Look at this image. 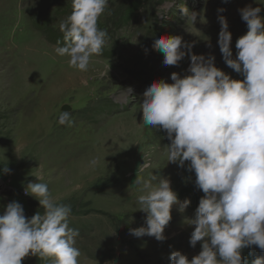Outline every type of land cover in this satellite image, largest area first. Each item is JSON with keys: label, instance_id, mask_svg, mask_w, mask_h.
Returning a JSON list of instances; mask_svg holds the SVG:
<instances>
[{"label": "rangeland", "instance_id": "rangeland-1", "mask_svg": "<svg viewBox=\"0 0 264 264\" xmlns=\"http://www.w3.org/2000/svg\"><path fill=\"white\" fill-rule=\"evenodd\" d=\"M244 1L260 7L264 17V0ZM234 4L109 0L98 20L109 34L107 42L102 54L91 58L89 70L81 72L69 66L68 57L56 55L57 45L36 28L40 23L63 37L59 24L71 14L72 0H0V215L12 201L22 205L27 218L43 213L39 201L25 194L26 185L38 182L35 175H40L53 197L71 205L68 219L79 230V264H171L173 251L189 260L198 255L201 242L190 245L195 226L187 220L194 218L204 193L195 184V172L188 171V161L183 168L168 162L166 130L140 126V103L153 81L173 83L171 73L181 78L190 74L188 55L178 66L165 65V54L153 47L160 37L181 36L193 45V54L212 55L216 67L243 79L226 65L218 44V16L227 20L234 59L237 39L248 31L241 14L233 12ZM133 5L130 21L123 22ZM181 7L197 13V20L188 19ZM220 8L225 11L218 12ZM64 107L71 112L72 126L58 123ZM93 159L98 161L94 166ZM144 161L150 167L139 171ZM149 172L169 178L178 200L190 201L183 212L179 204L172 206L163 241L130 234V229L146 226L147 213L137 203L142 185L135 181ZM241 250L255 255L244 254V264L264 257L256 245ZM22 264H54V258L29 254Z\"/></svg>", "mask_w": 264, "mask_h": 264}, {"label": "clouds", "instance_id": "clouds-1", "mask_svg": "<svg viewBox=\"0 0 264 264\" xmlns=\"http://www.w3.org/2000/svg\"><path fill=\"white\" fill-rule=\"evenodd\" d=\"M109 7V0H72L71 14L59 24L63 46L57 41L54 48L56 55L68 57L70 67L86 72L93 55L102 54L109 34L98 27V20ZM181 11L193 23L197 20V13L189 14L185 7ZM238 11L248 31L237 39L236 58L222 15L218 44L224 62L242 80L216 67L214 56L193 54V45L179 35L157 38L153 44L165 54L168 66H178L188 55L190 74L181 78L173 72V83L159 79L144 90L140 126L166 130L168 162L183 168L188 161V171L195 172V184L204 193L194 218L187 220L195 226L189 243L195 247L201 242L202 250L191 260L173 251L171 264H244L241 249L256 245L264 250V17L260 7L248 5ZM58 123L72 126L71 112H61ZM97 162L90 161L93 166ZM149 167L144 161L139 171ZM3 171L10 169L5 166ZM35 177L38 182H29L25 194L39 201L43 213L27 218L20 203L6 205L0 215V264H22L29 254L52 257L54 264H79V230L70 227L68 219L71 205L53 197L42 176ZM135 184L142 185L137 203L147 216L146 226L130 229V234L163 241L172 206L179 204L183 212L190 201L180 202L170 179H158L152 172ZM253 264H264V257Z\"/></svg>", "mask_w": 264, "mask_h": 264}, {"label": "trees", "instance_id": "trees-1", "mask_svg": "<svg viewBox=\"0 0 264 264\" xmlns=\"http://www.w3.org/2000/svg\"><path fill=\"white\" fill-rule=\"evenodd\" d=\"M134 7H131L129 11L126 12V16L125 18L123 19V22L125 23H128L132 17V13H133V10L136 9V6L133 5ZM36 28L39 30V31H42L44 33V35L46 36V38L48 39V41H50L51 43H54L55 45H57V41H61V45L60 46H63V37H59L57 36V34L55 33H52L50 30H47V27L43 26L42 24L38 23L36 24ZM197 203V201H194ZM246 254L247 256H252L254 257V253L248 255V253L245 251V250H241V256L242 258H247L244 257L243 255Z\"/></svg>", "mask_w": 264, "mask_h": 264}, {"label": "bare ground", "instance_id": "bare-ground-1", "mask_svg": "<svg viewBox=\"0 0 264 264\" xmlns=\"http://www.w3.org/2000/svg\"><path fill=\"white\" fill-rule=\"evenodd\" d=\"M235 4H234V9L233 12L240 14V12L238 11L241 8L246 7V2L244 0H234Z\"/></svg>", "mask_w": 264, "mask_h": 264}, {"label": "water", "instance_id": "water-1", "mask_svg": "<svg viewBox=\"0 0 264 264\" xmlns=\"http://www.w3.org/2000/svg\"><path fill=\"white\" fill-rule=\"evenodd\" d=\"M64 110H68V111H69V108H68V107H64V108H63V111H64Z\"/></svg>", "mask_w": 264, "mask_h": 264}]
</instances>
